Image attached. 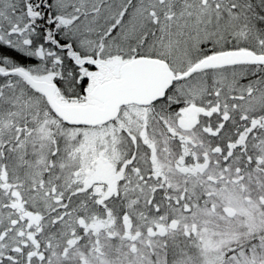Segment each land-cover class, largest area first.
Segmentation results:
<instances>
[{"label": "snow or ice", "instance_id": "obj_1", "mask_svg": "<svg viewBox=\"0 0 264 264\" xmlns=\"http://www.w3.org/2000/svg\"><path fill=\"white\" fill-rule=\"evenodd\" d=\"M0 264H264V0H0Z\"/></svg>", "mask_w": 264, "mask_h": 264}]
</instances>
